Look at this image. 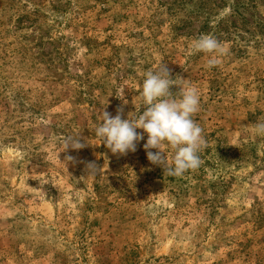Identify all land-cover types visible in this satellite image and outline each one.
<instances>
[{"label":"rangeland","instance_id":"374dc122","mask_svg":"<svg viewBox=\"0 0 264 264\" xmlns=\"http://www.w3.org/2000/svg\"><path fill=\"white\" fill-rule=\"evenodd\" d=\"M203 34L226 49L211 68L191 47ZM161 62L201 92L202 163L178 177L146 135L123 155L95 136L103 110L143 111ZM258 123L264 0H0V264H264Z\"/></svg>","mask_w":264,"mask_h":264},{"label":"clouds","instance_id":"9594fccd","mask_svg":"<svg viewBox=\"0 0 264 264\" xmlns=\"http://www.w3.org/2000/svg\"><path fill=\"white\" fill-rule=\"evenodd\" d=\"M194 53L208 55L207 67L220 63V57L226 54V49L214 36L203 34L192 41ZM170 77L169 69L161 62L155 70L144 73L141 85L140 99L143 111L136 110L122 118V109L115 116L107 111L101 114V123L95 128V136L102 141L113 154L135 152L137 144L147 136L143 147L147 150V159L153 165L162 166L163 171L170 176H181L189 170L201 166L199 153L206 145L203 129L193 119L200 109L201 92L192 82H184L179 78ZM179 91H170L172 86ZM119 99L125 104L124 89L120 90ZM142 130L138 132L137 130ZM257 135H264V123L254 126ZM62 151L57 152V160L66 166L74 160L68 155L63 162L58 154L68 150H80L85 145L80 142L79 134L67 135L62 140ZM155 149L156 151H150ZM164 149H170V159L165 158ZM100 169L95 163H88L86 175L82 180H95Z\"/></svg>","mask_w":264,"mask_h":264}]
</instances>
